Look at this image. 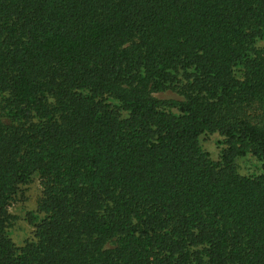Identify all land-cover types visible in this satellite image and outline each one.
<instances>
[{
  "label": "trees",
  "instance_id": "16d2710c",
  "mask_svg": "<svg viewBox=\"0 0 264 264\" xmlns=\"http://www.w3.org/2000/svg\"><path fill=\"white\" fill-rule=\"evenodd\" d=\"M0 264H264V0H0Z\"/></svg>",
  "mask_w": 264,
  "mask_h": 264
},
{
  "label": "rangeland",
  "instance_id": "374dc122",
  "mask_svg": "<svg viewBox=\"0 0 264 264\" xmlns=\"http://www.w3.org/2000/svg\"><path fill=\"white\" fill-rule=\"evenodd\" d=\"M156 97L162 100L178 99L179 97L171 92L157 94ZM222 140L218 135H207L202 138L204 150L208 152L213 160L219 158L221 146L219 142ZM240 172L247 175L253 172L254 168L244 162L239 163ZM41 196L40 184L35 181L27 187L25 192V200H18L11 208V212L18 220L15 226L11 229V236L17 245H22L24 241L31 238L33 227L25 221L26 215L29 212H34L37 209L38 201Z\"/></svg>",
  "mask_w": 264,
  "mask_h": 264
}]
</instances>
